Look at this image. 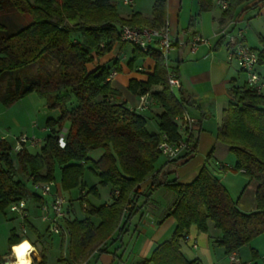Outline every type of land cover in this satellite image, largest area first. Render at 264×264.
Returning <instances> with one entry per match:
<instances>
[{"label":"trees","instance_id":"obj_1","mask_svg":"<svg viewBox=\"0 0 264 264\" xmlns=\"http://www.w3.org/2000/svg\"><path fill=\"white\" fill-rule=\"evenodd\" d=\"M217 1L225 5L221 24L236 21L238 10L244 5L257 9L264 4V0ZM214 2L197 0L198 13L211 11ZM18 15L27 16L28 20L23 23ZM166 25V0H154L149 16L132 13L126 18L119 14L117 0H0V83L8 77L0 102L11 105L35 93L49 110L59 112L56 119L46 120L48 134L37 152L23 149L15 153L18 167L27 181L42 184L54 180L58 166L62 189L81 191L78 200L83 218H64L68 238L60 264H82L94 253L111 254L119 262L118 248L111 249L112 246L121 242L131 219L160 188L174 194L172 210L165 218L172 217L176 225L170 239L157 245L141 264H197L181 252V242L186 241L192 226L206 233L211 223L220 232L215 243L226 256L239 252L264 233V93L247 87L245 81L232 86L231 101L215 135L235 157L232 171L241 172L247 181L257 182V208L245 213L211 172L208 158L189 184L177 183L175 161L166 160L155 168L161 157L157 147L163 137L168 142L183 139L179 119L185 105V100L177 98L168 85V70L177 75V69L165 67L158 49L149 47L143 52L133 46L127 63L132 67L145 58L153 62L145 80H129L128 89L137 96L149 94L158 104L161 112L156 134L148 132L146 118L129 109L119 93L111 89L110 76L119 70L117 62L89 67L94 59L110 53L115 44H126L120 40L123 27L163 29ZM193 26L192 18L189 28ZM252 49L257 52L258 67L264 68V37L259 36V47ZM31 67L36 68L35 75L25 72ZM73 102V108L68 109ZM64 122L68 129L63 137L64 147L60 148L58 139ZM184 134L195 154V134L191 130ZM97 150L102 153L92 161L90 154ZM13 156L12 146L0 139V208L4 210L20 200L42 203L43 199L30 194L17 178ZM86 168L98 177L99 186L110 187V203H90L88 196L99 194L96 185L85 189L82 179ZM140 197L144 200L137 205ZM25 223H29L27 219ZM25 239L12 229L8 245L17 246ZM4 262L0 256V264ZM32 264H47L43 247L37 256H32Z\"/></svg>","mask_w":264,"mask_h":264},{"label":"crops","instance_id":"obj_2","mask_svg":"<svg viewBox=\"0 0 264 264\" xmlns=\"http://www.w3.org/2000/svg\"><path fill=\"white\" fill-rule=\"evenodd\" d=\"M153 2L154 0L152 4ZM262 5L264 4L261 3L259 6L264 8ZM214 6H218L222 12V5L218 3V1L214 2ZM141 12V10H136L133 13H140L143 15ZM210 13H198L197 0H166L167 27L173 42V48L168 55V64L170 68L177 69V77L180 81V88L177 90L179 96H176L175 91L174 95L177 98L181 97L185 100L184 113L195 121L191 131L197 138L195 154L180 158L175 162L177 166L175 177L179 184L191 183L205 165L207 158L209 159L207 163L209 167L210 162H212V156H215V160L222 170L224 168H231L235 162L234 159L231 161V164L228 165L216 157L215 153L220 147H224L223 149L225 150H228V148L224 144L219 143L215 135L221 124L222 113L226 109L229 101H231L229 89L232 86H240L238 84V77L240 76L239 71L236 72L232 62L227 59V51L231 45L229 42L225 41V34L229 29H233L237 22L242 20L243 15L241 14L236 21H228L221 24L220 13L213 12V10ZM130 14L122 17L126 18ZM204 17H208L207 19L210 20V31L215 32L214 37H212L211 33L210 35L202 34L199 24ZM192 18L194 19V26L189 28V22ZM216 23H218L219 26L217 29ZM196 38H200L206 42L199 43L192 52L190 50V43ZM244 42H246L245 34ZM152 47L158 49L155 44H153ZM130 59L131 57L125 53V45L115 44L110 53L102 58L94 59L93 62L89 64V67L108 66L116 61V68H119V70L111 73L110 87L119 93L121 99L125 101L129 109L135 111L139 96L130 92L126 94L125 89H127L128 82L131 79L138 81L145 80L146 74L152 70L153 62L147 58L139 59L132 67H129L127 63ZM152 102L153 104L148 110H144V113L147 115V130L148 122L150 120L156 121V128L152 129V132H150L156 134L158 133L157 116L160 114L161 109L155 101L152 100ZM142 112L137 113L141 114ZM67 129L68 125L60 130L63 137ZM179 131L184 138V132L181 129H179ZM29 147L32 149L36 148V146ZM40 147L41 144L33 153L37 152ZM101 153L100 151L98 155H96L97 159ZM211 172L219 178L228 195L232 200L236 201L240 211L250 213L256 210V181L252 180L245 182L244 178L240 176L242 175L241 172L232 171L231 176L236 185L234 188L233 185L227 183L225 177H219L213 170H211ZM24 177L27 180L25 175ZM147 184L148 182L141 185V191L146 188ZM84 191L85 189L82 190V192ZM80 193L81 191L79 190V195ZM154 194L155 193H153V195ZM153 195L150 197L149 202L131 219V221H133V219L138 216L136 224L132 227L130 221L128 231L121 238V242L118 241L112 246L111 249L115 247L118 248L116 254L121 256L119 262L114 259L111 254H101L97 256L94 253L82 264H90L92 261H94L95 264H141L144 260L148 259L156 246L167 240L163 239L167 231L171 228H173L174 231L176 225L172 217L165 218L166 214L172 210L175 197L171 198L170 202H168L167 210L165 209V205H162V207L160 206L158 211L155 212L152 208H150V210L147 209L153 201ZM71 200L69 201V205L72 208ZM143 200L144 198L140 197L137 201V205H140ZM34 205L37 207L38 204L34 203ZM65 213L67 218H72L69 209H66ZM157 219L159 221L156 223L155 227L153 221ZM27 220H29V217ZM28 224L32 228L30 229L32 235H26L24 225L21 226L23 233L16 235L18 237H25V241H28L34 249L32 251V256H37V246H42V237L38 239L37 236L41 235L38 233L35 226L31 222ZM58 236H60L61 242L65 243V240L68 238L66 229L65 233ZM219 237L220 232L215 230L211 232L210 227L206 233H199L196 228L192 226L188 233V241L181 242V252L187 260H195L197 264H201L205 259L208 264H242L240 257L241 250L234 253V257L238 262L232 261L231 255H224V250L221 252L218 250L217 253L214 251L216 249L215 240ZM193 244L196 245L195 249L192 247Z\"/></svg>","mask_w":264,"mask_h":264},{"label":"rangeland","instance_id":"obj_3","mask_svg":"<svg viewBox=\"0 0 264 264\" xmlns=\"http://www.w3.org/2000/svg\"><path fill=\"white\" fill-rule=\"evenodd\" d=\"M118 1V12L121 16H126L127 14L133 13L134 11L141 10L143 15H149L151 13V4L153 0H131L132 4L125 6L123 5V0H117ZM217 2V0H215ZM213 12L220 13V16L222 12L220 11L218 6H214L212 8ZM209 11L208 13L212 12ZM238 14L242 16V20L237 22L236 25L233 27V29H229L225 34V41L228 42L230 37L236 36L238 30H243L244 34L246 36V42H244L247 46L251 48H258L259 47V36L264 37V8H257V9H250L248 8V5H244L238 10ZM211 14V13H210ZM208 16V15H205ZM18 18L25 23L28 20L27 16H21L18 15ZM208 17H204L199 24V28L201 29L202 34H208L212 35L214 37L215 32L210 31V20L207 19ZM218 23H216V29L218 28ZM205 37V36H204ZM132 49L133 46L130 44H125V53L128 56H132ZM234 69L236 72L239 71V68L237 67V64L235 61L232 62ZM258 71L261 73L262 76H264V68L258 67ZM28 74L35 75L36 74V68L31 67L25 70ZM238 77V84L241 85L245 79V74L239 72ZM8 78V77H7ZM3 80L0 83V93L5 91V88L8 84V79ZM127 92L132 93L129 91L128 87L125 89V93ZM133 94V93H132ZM176 96H179L177 90H175ZM73 104L68 106V109L73 108ZM142 116L145 118L147 117L146 113L144 111L141 113ZM59 117L58 111H51L47 108L45 105V101L40 99L37 94L31 93L16 102L12 103L11 105H5L2 102H0V139H4L7 143L10 145H13L15 143L16 138L20 136H26L30 140H34L37 142L36 148L32 149L29 147V145L26 146V149L30 152H34L42 143V140L44 137L48 134V129L45 128V123L47 119H56ZM147 120V119H146ZM68 123L64 122L62 125V128L64 126H67ZM45 128V129H44ZM148 132H152V129L156 128V121L150 120L148 122ZM220 146V145H219ZM224 147H220L219 150L216 151L215 155L218 159H220L223 163L230 165L231 161L235 159L234 155L229 151L223 149ZM101 150L94 151L90 154V159L92 161L96 160L98 153ZM13 164L17 171V178L19 180H22L25 184L26 190L31 193H37L40 194L41 190H36L32 182L27 181L24 177V174L20 171L18 167V162L15 158V153L13 152ZM166 159L161 156L156 163L155 168H158L160 165H162ZM209 169L213 170L219 177H225L227 183L230 185H233L234 188L236 187L234 179L232 178V167L231 168H224L223 170L220 169L218 162L215 160V156H212ZM235 163V162H234ZM234 165V164H233ZM88 167V165H87ZM242 178H244L245 182H247L246 178L243 175ZM60 179H61V171L58 166L55 167L54 171V180L51 181L53 186L51 187V193L46 195L44 197V200L47 202V204H50L52 201V195L57 191L59 195L65 200L63 204V211H66V209L70 210L71 217H77V218H83V213L80 208L78 195H79V188L73 189L70 191H64L60 185ZM98 177L92 173V171L88 170L86 168L84 172V176L82 179V183L84 184L85 189L90 188L91 186L96 185L98 189L99 197H96L95 195H89L88 199L90 203H92L95 206H99L104 203H110L111 197H110V187H101L98 185ZM145 187V186H144ZM153 195V201L150 203V206L147 207V209L150 210L152 208L155 212L158 211V208L162 205H165V209L167 210L168 202H170L171 198H174V194L172 191H169L165 188H160L154 192ZM72 199V200H71ZM72 202V208L69 205V201ZM27 210L29 212V220L28 222H31L35 228L37 229L38 233L42 237V246L38 245L37 249L38 251L41 249V247H44L45 253H46V262L47 264H60L59 258L61 255H66V242H61V238L58 235H51L48 230L47 226L48 224L43 222L41 220V216L43 213L40 209H38L32 200L26 201ZM9 206L4 208L2 210L0 208V256L5 260L8 258H11V260L14 258L12 255V248L8 245V237L10 235V231L12 229L15 230V234H22L21 226L24 225L25 227V233L26 235H32V232H30V227L28 224L25 223V221H21V219L18 218L17 215L12 214L8 210ZM144 212V211H143ZM36 218V219H35ZM138 218V216H137ZM137 218L135 217L133 221H131V226L133 227L136 222ZM159 220H154L153 225L156 227V223ZM210 227V231L214 232V228L211 223H209L207 231ZM191 229V228H190ZM197 230V229H196ZM173 228L169 229L167 231V234H165L163 239H170L172 234ZM217 231V230H215ZM201 233V232H199ZM132 245V244H131ZM216 249L214 251L219 250L221 252L223 250L222 247L218 246L216 244ZM240 252V257L242 260V264H264V233H261L257 237H255L250 244H247L243 246ZM225 255V253H224ZM32 261V258H31ZM90 264H95L94 261H92ZM201 264H208L205 261H202ZM229 264V263H228Z\"/></svg>","mask_w":264,"mask_h":264},{"label":"built area","instance_id":"obj_4","mask_svg":"<svg viewBox=\"0 0 264 264\" xmlns=\"http://www.w3.org/2000/svg\"><path fill=\"white\" fill-rule=\"evenodd\" d=\"M131 4L132 2L130 0H123V5L128 6ZM222 8H225V5H223ZM120 40L139 48L143 52H146L149 47H152L153 44H155L161 53L165 67L169 68L168 55L173 48V42L170 38L167 25L163 29H153L147 27H123L120 32ZM205 42V40L200 38L194 39L192 43H190V50L193 52L199 43ZM228 42L231 45L227 51L228 61H235L239 71L245 74V84L247 87L253 88L257 92L264 93V79H262L258 73V55L254 49L244 43V31L238 30L236 36L230 37ZM168 85L170 91L173 94L175 90H179L180 88V81L177 75L171 70H168ZM152 104L153 102L149 94L141 95L139 96L135 111L142 112L144 110H148ZM179 122L180 129L183 132L186 130H192L195 124V121L189 118L185 113L182 114ZM62 135H60L58 139V145L60 148L64 147V138ZM36 144V141L30 140L26 136H20L16 138L15 143L12 146V151L14 153H18L25 149L27 145L36 146ZM157 150L166 160L175 162L180 158H184L193 154L192 147L186 142L185 137L177 142H168L166 138L163 137V141L158 145ZM32 184L36 190H41V193L38 195L43 199V201L37 205V208L43 213L40 218L43 222L48 224V232L51 235H61L65 233L63 225V220L66 217L65 211H63V204L65 200L56 191L52 195L51 203L47 204V202L44 200V197L51 193V187L53 186L52 182ZM115 194L117 195L118 193L116 192ZM8 210L12 214L17 215L22 222L29 217L25 200H20L10 204ZM186 241H188V238H186ZM192 247L195 249L196 245L193 244ZM11 251L14 257L13 248ZM28 256L31 258L32 251ZM13 260L14 258L11 260L12 264ZM231 260L238 262V260L234 257V254L231 255Z\"/></svg>","mask_w":264,"mask_h":264},{"label":"clouds","instance_id":"obj_5","mask_svg":"<svg viewBox=\"0 0 264 264\" xmlns=\"http://www.w3.org/2000/svg\"><path fill=\"white\" fill-rule=\"evenodd\" d=\"M13 250L17 256L16 264H32L30 256L28 253L33 251L32 245L28 241H23L20 245L13 246Z\"/></svg>","mask_w":264,"mask_h":264},{"label":"bare ground","instance_id":"obj_6","mask_svg":"<svg viewBox=\"0 0 264 264\" xmlns=\"http://www.w3.org/2000/svg\"><path fill=\"white\" fill-rule=\"evenodd\" d=\"M20 245V244H19ZM18 246V245H17ZM13 252H14V250H13ZM31 252V251H30ZM29 252V253H30ZM29 253H28V255H29ZM14 254V260H13V264H16V262H17V256H16V254H15V252L13 253Z\"/></svg>","mask_w":264,"mask_h":264},{"label":"water","instance_id":"obj_7","mask_svg":"<svg viewBox=\"0 0 264 264\" xmlns=\"http://www.w3.org/2000/svg\"><path fill=\"white\" fill-rule=\"evenodd\" d=\"M4 264H12L11 258L6 259L5 262H4Z\"/></svg>","mask_w":264,"mask_h":264}]
</instances>
